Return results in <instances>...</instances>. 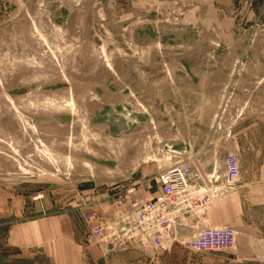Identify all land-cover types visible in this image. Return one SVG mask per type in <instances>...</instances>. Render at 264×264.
<instances>
[{"label":"rangeland","instance_id":"obj_1","mask_svg":"<svg viewBox=\"0 0 264 264\" xmlns=\"http://www.w3.org/2000/svg\"><path fill=\"white\" fill-rule=\"evenodd\" d=\"M225 144L240 177L230 182L226 166L190 184L193 198L211 200L178 204L179 226L259 171L264 0H0V207L20 200L28 220L73 212L98 243L121 199L134 202L128 186L146 202L163 170ZM94 206L104 218L82 216ZM16 220L0 218V264H34L6 244Z\"/></svg>","mask_w":264,"mask_h":264},{"label":"crops","instance_id":"obj_2","mask_svg":"<svg viewBox=\"0 0 264 264\" xmlns=\"http://www.w3.org/2000/svg\"><path fill=\"white\" fill-rule=\"evenodd\" d=\"M227 141L232 143L234 140L231 138ZM232 149L229 145L225 148H208L198 160L192 161V183L199 185L201 181L211 180L217 172H224ZM254 164L259 171L253 177L245 175L242 189L214 201L203 215L204 218L191 217L185 220L190 227L197 222L201 225L200 221L207 220L213 227L235 229L238 235L235 251L232 252L191 254L177 242L171 241L167 244L170 247L168 251L155 255L152 248L154 230L150 225L144 227L140 237L125 242L122 235L134 226L133 217L137 214L131 203L119 205L121 208H117V212L106 223L103 221L106 226L114 228L112 233L110 230L104 232L98 243L90 239V229L81 217H74L73 212L41 215L28 220L22 219L24 212L20 200L16 201V208L12 211L8 203H3L0 218L5 221L17 219L16 222H9L6 244L14 250V259L34 264H38L40 257L48 260L49 264H264V150ZM135 187L126 188L128 198H135ZM155 190L153 184V192ZM104 201L105 208L106 202L114 206L111 200L105 198ZM176 206L166 211L167 218L171 220L170 226L178 229L181 237L196 235L192 229L180 228L181 219L176 216L180 208ZM93 211L104 218L103 211L95 206L84 209L82 216Z\"/></svg>","mask_w":264,"mask_h":264},{"label":"built area","instance_id":"obj_3","mask_svg":"<svg viewBox=\"0 0 264 264\" xmlns=\"http://www.w3.org/2000/svg\"><path fill=\"white\" fill-rule=\"evenodd\" d=\"M227 177L230 182L237 180L240 175L239 160L235 154H230L227 158ZM204 182V181H201ZM182 186L176 189L175 185ZM190 184H192V167L189 162H178L163 170L156 178V190L151 193L149 199L141 207L132 202V207L137 211L135 216V225L129 229V233H142L144 227L151 225L154 230L153 246L155 248H166L164 239L167 237L170 241L177 242L182 248L194 252H204L208 250L235 249L237 242V232L231 227H213L205 226L203 228L190 227L188 225L180 228H189L196 232L192 237H181L178 229L170 226V220L163 216V212L158 206L166 201L171 203H190L192 201L207 204L211 197L206 192L199 199L193 198ZM238 184H236V187ZM200 200V201H199ZM126 203L121 199L120 205ZM89 225H92V233L95 237L103 233L102 225L97 224L92 216L88 218ZM100 242V241H98Z\"/></svg>","mask_w":264,"mask_h":264},{"label":"bare ground","instance_id":"obj_4","mask_svg":"<svg viewBox=\"0 0 264 264\" xmlns=\"http://www.w3.org/2000/svg\"><path fill=\"white\" fill-rule=\"evenodd\" d=\"M190 187H191V185H190ZM175 188H176V189H180V188H182V186L179 185V184H176V185H175ZM191 191H192V187H191ZM192 197H193V195H192ZM131 199H134V203L139 204L141 207H143L144 204H145L144 201H140V200L137 199L136 197H135V198H128V201L131 200ZM126 204L129 205L128 202H126ZM178 204H183V205H184L185 203H171V202H169V201H166V202H164L163 204L159 205V206H158V209H159L160 211H162V212H163V216H164L166 219L169 220V218H167V216H166V211H167V209H168V208H171V207H173V206H175V205H178ZM119 205H120V204H119ZM133 223H134V225H135V223H136L135 219H134ZM170 223H171V220H170ZM150 226H151V225H150ZM151 228H152V226H151Z\"/></svg>","mask_w":264,"mask_h":264},{"label":"water","instance_id":"obj_5","mask_svg":"<svg viewBox=\"0 0 264 264\" xmlns=\"http://www.w3.org/2000/svg\"><path fill=\"white\" fill-rule=\"evenodd\" d=\"M120 121H122L121 123H120V126H121V128H122V130L123 131H128L127 130V122H126V120H120Z\"/></svg>","mask_w":264,"mask_h":264}]
</instances>
